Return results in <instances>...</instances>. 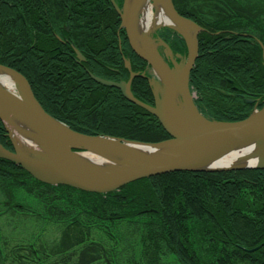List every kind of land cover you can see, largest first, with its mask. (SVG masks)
I'll list each match as a JSON object with an SVG mask.
<instances>
[{"label": "trees", "instance_id": "trees-1", "mask_svg": "<svg viewBox=\"0 0 264 264\" xmlns=\"http://www.w3.org/2000/svg\"><path fill=\"white\" fill-rule=\"evenodd\" d=\"M172 1L182 16L200 27L198 57L190 74L199 109L210 118L244 119L253 106L244 98L264 96V34L257 35L258 27L250 28L243 21L253 20L262 12L249 13L237 5L241 4L238 0H214V4H207L214 8L209 11L214 18H206L198 0ZM169 31L163 28L158 34L176 52L185 53L184 38ZM126 46L131 48L112 0L0 2V64L27 78L48 113L86 134H124L125 138L145 142L164 140L169 136L156 117L125 98L120 89L93 77L127 79L130 72L123 58L128 51L132 69L141 71L144 60ZM76 49L83 59L77 58ZM144 82L135 78L132 92L150 103ZM121 113L129 123H121ZM117 119L120 122L116 123ZM140 122V127L134 128ZM0 141L8 143L1 119ZM29 180L38 183L35 189L40 195L43 188L60 195L65 203L74 199L79 212L87 208L91 210L87 213L102 220L119 215L137 222L139 210L157 218L156 225L143 221L146 228L139 240L141 254L126 253L121 248V257L110 245L91 241L75 253L76 264H264V169L172 172L100 194L41 182L14 162L0 159V188L7 190L6 194L13 197L5 182L19 189L26 188ZM255 186L261 193L249 199L247 195ZM77 224L80 227L64 229L61 249H53V253L83 243L69 242L71 236L76 238L74 233H90L80 222ZM139 231L135 229L133 234ZM11 254L17 260L8 258L10 262L22 263L19 251L12 249ZM2 255L0 264L7 260Z\"/></svg>", "mask_w": 264, "mask_h": 264}, {"label": "water", "instance_id": "water-1", "mask_svg": "<svg viewBox=\"0 0 264 264\" xmlns=\"http://www.w3.org/2000/svg\"><path fill=\"white\" fill-rule=\"evenodd\" d=\"M138 2H134L127 23L123 22V25L126 26L128 39L136 53L151 64L155 73L158 74L157 71H159L156 69L157 65L163 68L166 74V81L162 78L164 96L161 99L155 97V104L150 105L140 101L132 94L129 87L130 82H110L94 75L93 77L120 88L127 99L155 114L170 138L154 143H140L124 138L89 135L73 130L42 107L24 76L10 67L0 65V69L14 76L16 84L20 83L15 89H12L0 82V110L31 123L39 133L35 138H39L42 143L39 150L29 149L33 154V157L29 158L30 160L0 144V158L20 165L32 176L43 182L60 183L84 191L99 193L117 190L138 179L176 171L264 168L263 160L249 165L207 166L211 159L221 155L222 151L229 149L237 142H254L257 144V150L254 153H264V150H260L264 147V109L255 111L246 119L239 121L218 122L209 120L197 108L192 99L189 85H186L185 89L188 103L185 104L184 108L178 106L176 96L179 92L175 90V86L179 80L189 79L197 56V34L200 27L182 16L174 8L172 0H168L175 24H168L164 27H170L177 31L185 39L189 51L186 64L174 72L163 61L161 52L156 53L153 48V56H149L142 52L132 40L130 29L139 6ZM116 8L122 19L125 18L128 1L127 6L124 5L122 11L119 7ZM183 31L189 34L190 40ZM148 40L152 43V40L149 38ZM162 42L166 45L164 41ZM167 47L169 48V46ZM127 67L130 68L128 63ZM137 75L138 73H132L131 79ZM0 118L8 124V118L1 112ZM174 121H177L178 124ZM8 126L10 133H13L12 126L9 124ZM27 137L31 138L30 136ZM18 145L20 146V144ZM144 146L161 152L159 155H155V153L145 150ZM86 152L98 153L106 157L113 166L101 169L88 165L82 158H79V154ZM35 163L44 164L51 170V174L44 171L40 172Z\"/></svg>", "mask_w": 264, "mask_h": 264}, {"label": "rangeland", "instance_id": "rangeland-1", "mask_svg": "<svg viewBox=\"0 0 264 264\" xmlns=\"http://www.w3.org/2000/svg\"><path fill=\"white\" fill-rule=\"evenodd\" d=\"M238 1L241 4H237V5H242L246 7L249 13L257 14L260 12L262 13L264 12V0H238ZM113 2L114 4H117L119 8H122V10H123L124 5L125 7L127 6V0H113ZM197 4H201V9L204 12V16L206 18H208L209 16L213 17V15L209 13V11L213 12L214 8L208 7L207 4H214V0H198ZM173 6L176 9L174 3H173ZM151 10L153 11L154 14H157L159 12L157 11L156 8L151 9ZM261 14L260 15L257 14V17L254 18L253 20L243 21L244 23L248 24L250 28L258 27L257 32H256L257 35L264 34V15H261ZM120 18L122 20V23L123 22L125 24L127 23L126 17L122 19V17L120 16ZM159 22H161V20H152L150 27L153 26V29L147 33L148 34L147 37H149L152 40V46L154 44V48H155L154 51L156 53L161 52L160 55L162 54L161 57H163L164 59L163 61L167 63V65L170 67L172 71L175 72L178 68H182L186 64L189 51L187 49L186 51L187 55L185 53H177V55H175L169 43H165L166 45H164V43L162 42L163 39H161L160 35L156 34V31L163 29V28L167 29L168 32H170L169 30L175 31L170 27H164L168 24L171 25L175 23H169V22L159 23ZM148 28L149 27H146L144 31H146ZM167 46H169L171 50ZM126 48L131 49L132 47L128 48L126 46ZM75 53L77 54V58L80 57L82 59L84 57V55L78 49L75 50ZM129 54H130V51H128L124 55L123 60L125 63L126 61L128 63L131 62V57L129 56ZM197 56H198V51H197ZM261 56H262V62L264 64V48H263V53ZM143 62L144 63L142 64V67H139V69L141 70V73H138L140 71L137 70V68H135L136 70L135 69L133 70V73L137 72L139 74L138 76L140 78H143V80L145 81L144 86L146 87V89H148L147 93L151 94V95L149 94L150 97L148 99L152 100L154 97L161 99L162 96H164V81L160 79V76H158L153 71L151 64H148L147 61H146L147 63H145V61ZM148 69L152 70L151 74L147 73ZM16 71L19 72L18 70ZM20 74L24 76L22 73ZM142 75H146L147 77H142ZM164 80L166 81V79ZM122 81L123 80L120 79V80L111 81V82L120 83ZM186 85L187 86L189 85V88L191 91L192 86L190 84V78L188 80H185L183 78L179 80V82H177L176 84L178 88L177 90L179 92L176 96L177 104L178 106H181V107L183 106V108L185 107V104L188 103L187 95L185 92ZM237 93H240L239 96L241 98H244L242 96V92L237 91ZM122 95L124 96L123 93ZM257 97L259 96L258 95L250 96V97H245L244 99L249 104L250 101L257 99ZM192 99L194 100V102H196L197 95L196 94L192 95ZM139 100L144 103L152 105L151 102L148 103L147 101H143L141 99ZM255 111H256V108L253 110V112ZM147 112L149 111L147 110ZM152 115L154 117H157L155 114H152ZM120 117H124L122 118V121H121L123 125L130 122L129 118H127L125 114L121 113ZM207 118L209 120L225 122L224 120L216 119L213 117L211 118L207 117ZM118 121L119 119H117L116 123ZM140 125H141V122L139 125L138 123H136L134 124V128L138 129ZM5 126L6 128L8 127L9 129V131H6V134L8 137V143L3 144L0 141V144L3 145L8 150L14 153H17V154H21V156H24L29 159L30 157H33V154H31V151H29V149L33 148V149L39 150L41 148L38 142L34 144V146L30 144H28L25 147H23V144L19 146L18 142H16L13 139L12 133H10V128L6 122H5ZM89 135H101V134H89ZM123 135L124 134L117 135V136H114V135L112 136L105 135V136L124 138V139L131 140V141H138L140 143H154V142H145V141L125 138V136ZM32 139L33 138H30V140ZM28 184L29 185H27L26 188L20 187L18 189L17 187H14L11 184H9V182H7V184L5 182L4 186L7 188V185H8V188L12 189L13 197L9 194H6L7 190H1L2 187L0 188V254H3L2 255L3 258L5 256L7 257V260L5 258L3 259V261L1 260V264H6V263L7 264H51L53 262H59L60 264H68V262L69 264H76L75 253L78 254L81 247H83V245L91 241H97L102 244L110 245L112 247V250H116L115 252H120L121 257H122V251L120 250L121 248H124V251L126 253L139 252L141 254V250L139 249V246H140L139 240L141 238V232H143L146 228L142 226L143 221L145 220L147 222L148 220H150L153 224L156 225L155 222L157 221V218L153 214L148 213V215H143L146 213L140 210H139L140 218H138L137 222L136 220L126 219V217H119V215L118 216L113 215L108 220H102V219H99L97 215L94 213H87L91 211L87 208H83L81 212H79L77 210V207L79 206V204L74 199L73 201L69 200V203H65L67 202V200L62 199L60 195L56 196L55 192H52V191H49L43 188L42 189L40 188L41 189L40 191H42L43 193V195H40L38 191L35 189L36 184H38L36 181L29 180ZM31 188H34L35 191H32ZM259 190L261 189L259 187L256 188L255 186L254 188L250 189V193L248 192L250 195L248 194L247 197H249L250 199L253 196H259V193H261V191ZM117 191L118 189L114 190L113 192H117ZM108 193H111V192H108ZM72 194H77V193L73 191ZM100 194H107V193H100ZM64 205L66 207H64ZM89 214L94 215V218L88 217ZM141 214L143 215V217L141 216ZM110 221L113 223H111ZM78 222L84 225L90 233H83V234L74 233L76 238L71 236L69 242L75 243L78 240H83V243H78L76 246H74L68 251H61L60 253H53L52 252L53 249H56V250L61 249L60 246L62 245L64 241L63 239L64 229L67 226H72V225L79 226L77 224ZM116 225L117 227L119 225V229L117 230L114 229ZM195 226L197 227V224H195ZM104 228H106L107 231H104ZM135 229H138L140 231L137 234H133L135 232ZM120 233L124 235H128V236H122ZM12 249L16 250V252L19 251L20 257L23 258L21 259L22 263H19L18 261L10 262L8 258L17 260L15 256L13 257L11 254ZM255 249L256 248L251 249V251H254ZM125 256H127V254H125ZM104 261H106V259H104ZM102 263L104 264L103 261ZM121 264H124V262H122Z\"/></svg>", "mask_w": 264, "mask_h": 264}, {"label": "bare ground", "instance_id": "bare-ground-1", "mask_svg": "<svg viewBox=\"0 0 264 264\" xmlns=\"http://www.w3.org/2000/svg\"><path fill=\"white\" fill-rule=\"evenodd\" d=\"M128 1V9L126 11V19L129 18L131 14V9L135 1L138 2V9L134 16V22L132 23V28L130 29L131 36L137 45V47L149 56H153L152 50L154 45L148 40V32L153 29V26L150 27L152 20H161L162 22H174V16L171 12L168 0H127ZM157 9L159 11L157 14H154L151 9ZM161 23V22H160ZM149 27L146 31L145 28ZM145 32V33H144ZM191 33V32H190ZM186 37L190 40L189 34L186 33ZM150 39V38H149ZM151 40V39H150ZM155 50V48H154ZM156 69L161 71H157L160 74V78L166 79V74L162 67L156 66ZM157 74V73H156ZM157 74V75H158ZM0 82L3 83L7 88L15 89L20 83L15 82V78L12 74L7 73L3 69H0ZM181 85V84H180ZM179 85V86H180ZM181 88V87H180ZM178 88L175 86V90L177 91ZM0 112L8 118V124L12 126L13 130V138L18 144L22 145L23 147L27 146L28 144L33 145L37 142L39 145L41 143L39 138H35L38 136V132L36 128L29 123L28 121L16 117L14 115H8L4 113L2 110ZM176 124H178L177 121ZM35 138L30 140L29 137ZM145 150H149L151 153H155V155H159L161 151L156 149H151L148 146H144ZM257 150V144L254 142H237L229 149L222 151L223 153L217 156L211 161L208 162L207 166L211 167H224V166H237V165H249L255 164L263 160L264 162V153L260 152V154H255L254 152ZM260 150H264L262 147ZM79 158H82L88 165L95 166L101 169H106L107 166L111 168L113 165L110 161L98 154V153H81L79 154ZM115 160V159H114ZM37 169L42 172H47L51 174V170L46 167L44 164H37ZM231 169H224L223 172H230Z\"/></svg>", "mask_w": 264, "mask_h": 264}]
</instances>
